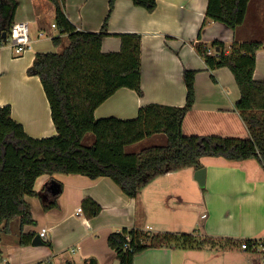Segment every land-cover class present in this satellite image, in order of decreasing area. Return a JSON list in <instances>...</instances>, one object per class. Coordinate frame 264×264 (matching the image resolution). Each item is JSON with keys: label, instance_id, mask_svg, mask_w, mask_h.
Instances as JSON below:
<instances>
[{"label": "crops", "instance_id": "crops-1", "mask_svg": "<svg viewBox=\"0 0 264 264\" xmlns=\"http://www.w3.org/2000/svg\"><path fill=\"white\" fill-rule=\"evenodd\" d=\"M15 1L14 23L28 24L30 44L20 55H15L9 46H0V106L10 107L12 119L29 136H53L56 131L41 82L38 77L29 76L27 69L36 53L60 52L69 44L68 36L57 26L52 27L55 9L48 0ZM208 1L156 0L152 12L130 0L115 1L107 24L109 35L103 39L101 51L118 52L121 45L118 34L141 36L143 94L138 96L133 90L119 89L95 109L96 119H134L140 107L152 103L182 107L186 100L182 73L187 69L197 73L195 102L184 118L183 134L248 137L235 109L240 94L233 75L227 68L209 71L196 47L218 42L228 48L256 41L261 47L255 55L253 77L264 80V0L249 1L245 20L235 31L222 23L205 20ZM107 11L108 0L64 1V13L79 31L99 32ZM7 13L8 10L4 15ZM30 28L36 30L34 39ZM53 38H59L57 47L53 46ZM164 141L163 135H154L127 147L126 151L136 152ZM201 165L206 170L205 185L200 187L201 198L197 202L191 200L190 193L181 190V182L174 178L175 172L182 169L155 175L140 189L137 198L126 196L107 177L41 175L34 184L39 197L24 198L34 224L23 226L21 232L33 234L34 238L45 229V238H41L40 245L34 246L32 241L19 245L16 239L19 221H13L10 233L0 237V264H89L90 260L96 264H117L107 239L122 228L146 234H190L199 239V246L149 248L136 255L133 264H262L264 169L254 158L231 163L213 157L201 159ZM183 169L191 171L190 184L194 189L191 192L197 193L196 170ZM51 180L60 183L62 191L56 197L57 207L44 210L41 199L46 203L53 199L49 188L46 189L51 187ZM85 199L101 207L97 216L87 217L82 207ZM78 208L82 212H77ZM199 209L200 215L196 212ZM206 238L226 241L221 248H210L204 242ZM245 240L257 241L258 245L242 250L240 246ZM188 249L198 250L201 262H187L184 254Z\"/></svg>", "mask_w": 264, "mask_h": 264}, {"label": "trees", "instance_id": "trees-1", "mask_svg": "<svg viewBox=\"0 0 264 264\" xmlns=\"http://www.w3.org/2000/svg\"><path fill=\"white\" fill-rule=\"evenodd\" d=\"M8 13L0 12V39L14 23L15 0H4ZM54 6L55 25L68 36L69 44L60 52H38L27 69L39 78L47 99L56 134L34 138L12 119L9 106H0V237L10 233L13 221H19L16 239L29 245L33 234L24 235L25 225H33L25 196H38L36 179L54 173L78 174L90 179L109 178L130 198L155 175L183 168H202L204 157H220L238 163L256 159L264 169V80L255 79V55L260 43L232 44L230 50L218 42L199 44L196 51L207 69L227 68L234 77L240 97L235 103L247 132V138L219 135H185L182 124L195 102L196 71L182 73L186 100L182 107L148 104L138 109L134 119L106 117L96 119L94 111L116 91L133 90L142 96L141 36L123 33L120 50L103 53L101 43L108 36L107 24L116 0H108V11L99 32L79 31L64 13L65 0H48ZM133 5L152 12L156 0H130ZM250 0H209L205 20L219 22L235 31L246 17ZM54 46L59 38L52 39ZM212 52V53H211ZM92 134V143H83ZM163 135V144L127 152L126 148L154 135ZM53 199L43 209L57 207L56 197L62 185L50 181ZM41 198V197H40ZM87 217H95L101 207L91 199L82 202ZM190 234L152 233L122 228L113 232L107 244L116 254L117 264H133L134 257L149 248L175 245L199 246ZM1 240V238H0ZM226 239L204 242L210 248L222 247ZM245 240L246 250L253 248ZM45 245L51 246L48 242ZM264 245V241H263Z\"/></svg>", "mask_w": 264, "mask_h": 264}, {"label": "built area", "instance_id": "built-area-1", "mask_svg": "<svg viewBox=\"0 0 264 264\" xmlns=\"http://www.w3.org/2000/svg\"><path fill=\"white\" fill-rule=\"evenodd\" d=\"M52 27L55 28L56 25L52 24ZM30 44V37H29V27L26 22H15L12 24L10 31L8 34H5V39H0V46H9L13 53L15 55L22 54ZM230 50V46L227 48V51ZM77 212H82L81 208L77 209ZM205 217V215H202V218ZM45 229H41L39 232L40 238H45L46 234ZM252 246H255L257 244V241H251ZM258 245V244H257ZM241 248L243 250H246V243H241ZM260 250L262 252L261 254V262L264 264V245L263 241L260 245Z\"/></svg>", "mask_w": 264, "mask_h": 264}, {"label": "rangeland", "instance_id": "rangeland-1", "mask_svg": "<svg viewBox=\"0 0 264 264\" xmlns=\"http://www.w3.org/2000/svg\"><path fill=\"white\" fill-rule=\"evenodd\" d=\"M8 8H9V6L7 5V3L4 0H0V12L4 14L8 10ZM51 21L56 23L55 15L51 19ZM30 33H31V38L34 39L35 38L34 35L36 33V30H33V29L30 28ZM53 33L55 34V31H53ZM55 47H57V46H55ZM224 136H226V135H224ZM34 138H36V137H34ZM83 143L86 144V145L91 144L92 143V134L86 135ZM207 158H213V157H204V158H202V160L207 159ZM175 173H176L175 176H174L175 180L181 182V188H182L181 190L185 191L186 193L187 192L190 193L191 196H192V198H191L192 201H196V202L199 201V199L201 198V193H200L201 192L200 191L201 188H200V186L197 185V187H194V188H198V189H196L197 193L191 192V190H194V189H191V184H190L191 180H192L191 171H185V169H182L181 171L178 170ZM160 197H162V196H160ZM196 212H198V215H200V209L197 210ZM196 212L194 211V214H196ZM196 240L199 241V239H196ZM240 249H242L241 246H240ZM178 254L181 255V251H178ZM183 254H184V252H183ZM184 255H185V260L187 259V262H192L193 260H195V261L198 260L199 262H201V258H200L201 255H200V252L198 250H191V249L185 250V254ZM216 257L219 258L218 256H216Z\"/></svg>", "mask_w": 264, "mask_h": 264}, {"label": "water", "instance_id": "water-1", "mask_svg": "<svg viewBox=\"0 0 264 264\" xmlns=\"http://www.w3.org/2000/svg\"><path fill=\"white\" fill-rule=\"evenodd\" d=\"M2 38L5 39V34H3ZM205 173L206 170L204 167L196 170L194 173V178L200 187H204L205 185ZM32 244L34 246L42 244L41 238L36 235L32 240ZM89 264H96V262L94 260H90Z\"/></svg>", "mask_w": 264, "mask_h": 264}]
</instances>
